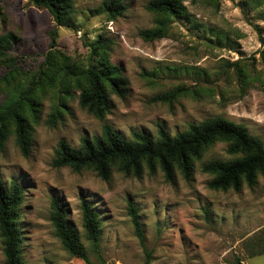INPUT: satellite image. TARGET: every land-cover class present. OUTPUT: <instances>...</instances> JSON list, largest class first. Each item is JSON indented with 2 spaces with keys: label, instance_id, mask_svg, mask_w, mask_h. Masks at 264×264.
<instances>
[{
  "label": "rangeland",
  "instance_id": "obj_1",
  "mask_svg": "<svg viewBox=\"0 0 264 264\" xmlns=\"http://www.w3.org/2000/svg\"><path fill=\"white\" fill-rule=\"evenodd\" d=\"M102 0H72L69 24L56 26L49 12L30 0H0V35L16 40L0 62V103L12 86L24 88L45 59L49 32L56 27V46L65 63L92 61L86 43L99 35L111 40L109 59L127 80L124 97L111 95L113 107L98 119L78 103V91L51 123L52 95L38 92L40 118L32 123L27 155L19 150L10 127L0 147V178L22 189L17 225L23 240V264H86L72 256L55 234L51 204L66 211L92 264H231L264 248V171L252 186L212 189L202 166L227 160L225 141H215L185 180L176 173L144 171L139 177L113 168L108 179L90 169L54 166L58 141L78 146L109 124L125 137L140 131L155 137L158 125L170 134L190 122L222 116L246 127L264 146V0H183L186 16L172 18L165 36L146 40L141 29L154 25L149 0H122L126 8L114 19L99 10ZM179 88L171 100L157 97ZM80 197L98 214L100 244L94 252L82 227ZM129 204L137 208L143 242L135 234ZM246 264H264V254ZM0 264H5L0 238Z\"/></svg>",
  "mask_w": 264,
  "mask_h": 264
},
{
  "label": "trees",
  "instance_id": "obj_2",
  "mask_svg": "<svg viewBox=\"0 0 264 264\" xmlns=\"http://www.w3.org/2000/svg\"><path fill=\"white\" fill-rule=\"evenodd\" d=\"M34 5L45 8L52 16L56 26L69 24L73 12L72 0H30ZM126 6L122 0H102L99 10L108 19L122 14ZM146 9L156 14L154 25L140 30L143 39L152 40L165 36L172 18L185 17L186 6L183 0H149ZM56 27L49 32V50L24 88L12 86L0 103V147L3 145L10 127L13 128L16 144L23 155H27L31 140L32 123L40 118L38 92L49 89L52 95L49 122L62 116L66 102L78 91V103L87 112L102 119L113 107L111 95L124 97L127 80L119 65L109 59L111 40L102 36L88 41L92 61L86 65L65 63V56L53 49L56 44ZM16 40L15 34L5 32L0 35V62L4 52ZM264 64V55H262ZM8 86L11 79H1ZM179 88L159 95L157 98L171 100L179 93ZM227 143L226 152L235 155L227 160H211L202 170L212 175L208 186L212 189L240 190L243 184L252 186L257 175L264 171V146L261 139L248 132L245 126L234 123L222 116H213L200 122H190L187 127L170 134L158 125L157 134L133 131L130 137L121 135L109 124H103L101 132L91 137L83 136L78 146H72L60 139L54 150L52 164L68 166L74 171L90 169L101 179H108L113 168L125 175L139 177L144 171L152 174L157 169L166 181H173L176 173L190 180L194 160L200 159L207 147L215 141ZM22 189L14 181L5 183L0 178V238L5 264H23L21 242L23 236L17 225L20 216L19 205ZM51 220L55 234L64 249L72 256L89 261L86 249L79 240L75 228L66 217L62 204L53 199ZM82 227L85 237L90 241L94 252L100 244L101 221L87 199L80 197ZM135 234L143 242V231L138 219L137 208L129 204ZM264 253V248L252 251L248 256ZM107 264V263H104ZM231 264H243L234 255Z\"/></svg>",
  "mask_w": 264,
  "mask_h": 264
},
{
  "label": "crops",
  "instance_id": "obj_3",
  "mask_svg": "<svg viewBox=\"0 0 264 264\" xmlns=\"http://www.w3.org/2000/svg\"><path fill=\"white\" fill-rule=\"evenodd\" d=\"M261 254H264V253H261ZM261 254H255V255H261ZM255 255H251V256L246 255L244 258H241L243 264H246L245 261H246L247 258H250V257L255 256Z\"/></svg>",
  "mask_w": 264,
  "mask_h": 264
}]
</instances>
